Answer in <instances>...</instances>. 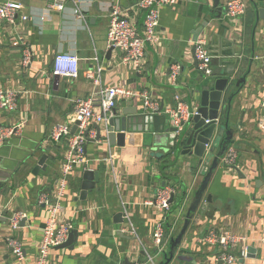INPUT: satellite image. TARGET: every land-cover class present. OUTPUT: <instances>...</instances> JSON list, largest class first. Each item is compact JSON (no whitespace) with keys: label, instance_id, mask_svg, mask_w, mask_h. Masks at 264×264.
<instances>
[{"label":"crops","instance_id":"1","mask_svg":"<svg viewBox=\"0 0 264 264\" xmlns=\"http://www.w3.org/2000/svg\"><path fill=\"white\" fill-rule=\"evenodd\" d=\"M20 1L29 19L17 21L15 26L0 24V85L20 92L15 111H0V125L23 122L16 135L0 144V264H32L35 258L47 215L45 206L38 204L39 195L52 190L68 152L66 138L50 141L51 129L56 123L69 120L76 98L87 97L94 91L92 80L86 77L87 71H97L100 65L102 85L124 84L138 93L146 92L159 106L163 105L161 113L167 125L169 116L164 110L175 105L176 96L191 110L196 108L189 91L205 78L193 65L191 41L196 35L205 39L212 54L224 51L231 55L227 59L232 61L233 57L236 60L235 54L239 55L233 77L237 80L244 76L245 82L231 91L234 95L230 129L234 134L229 147L237 151L236 168L225 165L221 157L204 193L219 198L222 211L217 209L212 218L209 211L206 215L194 214L181 246L197 262L217 264L221 261L213 260L216 252L202 243V237L210 229L223 228L244 237L231 253L237 255L241 248L252 247L254 256H247L244 264H262L264 130L257 123L264 99V57H261L264 56V20L256 21L248 0H245L246 13L236 26L224 15L226 0H219L217 6L213 0H177L162 6L156 29L158 41L146 44L144 59L137 70L123 65L120 52L115 49L107 58L110 5L118 1L122 14L133 19L141 33L143 12L136 11V0H66L60 7L52 6L51 0ZM20 37L33 53L27 68L19 65L22 47L12 44ZM62 52L79 58L76 78L53 74L54 56ZM173 65L179 66L175 79L170 77ZM127 103L117 104L118 113ZM132 106L142 107L140 96L133 98ZM73 125L70 124V132ZM134 132L132 143L121 147L111 146L104 139L87 142L86 167L98 172V181L87 191L84 200L76 198L85 164L72 166L60 216L77 231V239L72 249L55 246L50 249L49 264H124L125 260L147 264V253L153 257L154 264L162 260L163 255L154 251L152 245L153 228L161 215L142 203L152 198L163 183L173 187V202L164 217V224L169 223V227L163 250H168L169 241L179 232L202 176L195 172L197 168L178 162L179 154H171L168 158L172 166L164 168V160L157 158L159 152L151 154L149 147L137 144L140 139L138 131ZM43 154L46 158L35 175L34 167ZM124 210L136 229L137 238L130 234L124 216L121 223L114 222V217ZM12 211L25 214L24 225L12 233L23 247L24 257L20 261L6 243L11 234L7 216Z\"/></svg>","mask_w":264,"mask_h":264},{"label":"built area","instance_id":"2","mask_svg":"<svg viewBox=\"0 0 264 264\" xmlns=\"http://www.w3.org/2000/svg\"><path fill=\"white\" fill-rule=\"evenodd\" d=\"M52 6L60 7L66 0H51ZM177 0H136V11L143 12L142 30L138 32L133 19L122 14L120 4L114 1L109 9V24L107 28V47L120 52L121 63L128 65L135 70L141 67L144 59L146 44H153L158 41L156 29L159 23V9L164 5H172ZM20 0H2L0 2V24L7 23L15 26L17 21L29 19L23 9ZM247 3L245 0H226L224 15L233 25L240 21L246 13ZM236 26V25H235ZM194 47V60L197 63L196 70L203 76H209L212 72L210 64L211 55L206 47L205 39L196 35L191 41ZM13 45L22 47L19 65L27 68L32 62V50L27 42L20 37L14 39ZM79 58L67 52L57 53L53 59V74L63 77L76 78L78 75ZM102 66L98 65L97 71H87L86 77L92 80L95 87L92 93L84 98H76L73 102L69 120L63 123H56L50 133V141L57 142L61 138L67 139L68 152L66 160L61 166L60 176L55 179L52 190L48 193H40L38 204H43L46 209V219L41 230V239L37 247L36 256L32 264H49L50 249L64 242L68 233L72 229L69 222H64L60 216L62 210V198L66 194L68 187V175L75 164L87 163L85 147L89 139H95L97 135L96 125L107 127L108 120L113 114L119 102H126L136 96L142 99V106L148 111H157L159 105L150 99L146 92L138 93L128 85H102L100 73ZM179 66L171 67L170 77L175 79ZM20 92L18 89L0 85V111L13 112L18 107ZM174 106L164 110L169 116V122L175 128V132L182 131L196 110H191L186 102L175 97ZM262 114L258 120V127L264 130V99L261 103ZM78 122L73 134L70 132V124ZM23 122L19 121L12 125H0V144L19 132ZM110 153L108 159H112ZM237 151L230 146L222 156V162L228 166H235L237 161ZM107 159V158H105ZM174 193L171 186L161 187L156 194L143 201L146 207H152L161 215L155 223L152 232V245L161 250L165 236V214L170 209L169 198ZM1 215V213H0ZM25 214L23 212L12 211L7 216V223L11 234L7 237L6 243L10 247L14 257L23 260L24 251L18 238L12 234L21 228V222ZM124 217L127 219V226L131 235L137 236L136 229L129 219V215L124 210ZM244 237L233 233L227 229H210L202 237V243L216 252L213 257L215 262L231 264H244L247 258V250L241 248L237 255L232 249L243 240ZM145 263L154 264L153 257L148 253L145 255ZM120 264V263H119ZM264 264V259L262 260Z\"/></svg>","mask_w":264,"mask_h":264},{"label":"water","instance_id":"3","mask_svg":"<svg viewBox=\"0 0 264 264\" xmlns=\"http://www.w3.org/2000/svg\"><path fill=\"white\" fill-rule=\"evenodd\" d=\"M218 1L213 0L215 6H217ZM248 3L255 12L256 21L264 20V0H248ZM112 50L113 48L108 49V59ZM209 53L211 55L212 72L209 76H203L205 77L203 78L204 80L198 82V86L193 87L189 91L190 98L193 101L195 100L196 103V108H194L196 113L192 115L185 131L176 133L175 128L170 123L165 124V115L161 113L163 105L159 106L157 111L151 112L144 109L143 106H132L133 99H131L121 112L119 110L120 113H118L117 109L113 110L107 127L96 125V138L90 139L93 142L104 139L111 146L121 147L132 143V135L137 130L140 139L137 144L149 147L152 151L151 154L154 151L159 152L157 153V158L164 160V168L172 166V164H169L170 159L168 158L171 154H179L181 158L177 159L178 162L187 163V166L191 169L197 168L195 172L202 176L200 185L188 204L179 232L169 241V249L163 250L164 240L161 250L153 248L154 251H158L163 255L162 260L158 264H201L193 256L185 254V247L181 246L183 235L194 214L206 215V212L209 211L212 213L210 217L212 218L217 209L222 211L220 199H215L211 194L205 196L204 193L212 173L219 162H221L222 155L232 141L234 131L230 129V108L234 92L231 91L234 87L238 88L241 83H244L245 77L243 76L237 80L233 77L237 70V58L239 55L235 54L236 60L233 57L234 61H232V58L227 59L231 55L225 54L224 51L220 54ZM193 65L195 68L197 67L195 60ZM160 114L162 115L160 116ZM77 124L78 122L74 123L71 130L72 133L76 130ZM182 157H185V160H182ZM45 158L46 155L43 154L35 165L33 171L35 175ZM177 161L173 160L174 163ZM230 168L235 169L236 166L233 165ZM96 181H98V172L85 165L82 172L80 192L76 198L84 200L87 191L93 188ZM164 186L165 184L163 183L162 187ZM174 193L169 198L170 204L173 202ZM184 195L185 191L181 199H183ZM180 202L175 203L174 210L178 208ZM123 216L124 213H118L114 217V222L121 223ZM23 225L24 221L21 222V226ZM166 225L169 227V223H166ZM76 239L77 231L71 229L67 239L60 245L55 246V248L67 247L72 249ZM253 252L254 249L252 247H247L248 257H253ZM124 264L134 263H128L125 260ZM217 264H222V262Z\"/></svg>","mask_w":264,"mask_h":264},{"label":"rangeland","instance_id":"4","mask_svg":"<svg viewBox=\"0 0 264 264\" xmlns=\"http://www.w3.org/2000/svg\"><path fill=\"white\" fill-rule=\"evenodd\" d=\"M152 253H155V252L153 251ZM35 256H36V255H35ZM33 262H34V260H33ZM33 262H32V263H33Z\"/></svg>","mask_w":264,"mask_h":264},{"label":"trees","instance_id":"5","mask_svg":"<svg viewBox=\"0 0 264 264\" xmlns=\"http://www.w3.org/2000/svg\"><path fill=\"white\" fill-rule=\"evenodd\" d=\"M166 228H167V226H165V232H166Z\"/></svg>","mask_w":264,"mask_h":264}]
</instances>
